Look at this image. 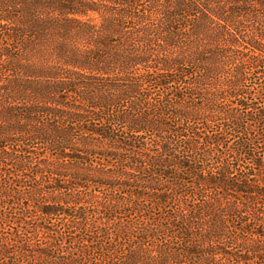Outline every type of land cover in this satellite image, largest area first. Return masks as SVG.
Segmentation results:
<instances>
[{"label": "trees", "instance_id": "16d2710c", "mask_svg": "<svg viewBox=\"0 0 264 264\" xmlns=\"http://www.w3.org/2000/svg\"><path fill=\"white\" fill-rule=\"evenodd\" d=\"M139 1L0 0V164L10 159L5 175L16 178L32 163L25 142L46 144L49 170L27 180L43 170L56 181L39 210L49 215V242L66 237L75 248L44 252L49 260L38 264H264V0H147L143 9ZM248 79L258 80L254 92ZM147 82L176 90L156 103ZM195 119L213 132H195ZM93 135L111 143L93 144L105 162L87 165L76 146ZM197 150L208 165L196 164ZM3 184L0 193L16 200L36 189ZM132 196L154 211L115 228L112 212ZM21 215L5 220L25 225ZM26 236H0L10 261L0 264H20ZM116 240L128 248L109 249Z\"/></svg>", "mask_w": 264, "mask_h": 264}, {"label": "rangeland", "instance_id": "374dc122", "mask_svg": "<svg viewBox=\"0 0 264 264\" xmlns=\"http://www.w3.org/2000/svg\"><path fill=\"white\" fill-rule=\"evenodd\" d=\"M139 4H141L139 7L140 9H143L145 7V4H147V0H140L138 2ZM256 81L258 80H253V79H248L247 80V88L248 90H250L251 92H254L256 89L257 84ZM174 87L176 85H173ZM174 87H160L159 85H157L154 82H147V83H143V92L144 95L149 96L150 98L153 99L154 102H161V101H165L168 96H170V93L175 91L176 88ZM177 87H180L181 90L183 92V94H186L187 98L188 96H191V94L189 93V89L185 88L184 84L182 85H177ZM212 86H209V88H206V91L211 90ZM199 101V99H197ZM152 101V102H153ZM195 114L197 117H202V114H206L204 113L202 110H196ZM180 120V121H179ZM176 121L182 122L181 119H177ZM193 126V129L195 130V132H198L199 134H210L213 131H211L213 129V127H209L208 124H202L201 120L195 119L194 123L191 124V127ZM115 129H117L116 134H118V136H120L121 138L124 136L127 139H129L131 137L130 132L127 130L126 128H122L120 126V124H116L114 126ZM75 133H79L77 128H75ZM123 130V131H121ZM115 131V130H114ZM190 131V129L188 130ZM163 134V133H162ZM146 136V145L149 148L148 151H146L147 153L150 154H154V152H156L157 150V145L154 144V140L155 137L152 136L151 134H145ZM118 137V138H120ZM181 136H174L175 139H180ZM88 141V145L86 147H78L76 146L80 151L79 155L85 157V162L90 163V164H94V162L96 163H100V162H105L104 160H102V157L99 154V150H101L99 147L97 148V150H95L98 153L94 152V148L96 149L95 146H93V144H103L106 145L107 143H111V141H107V140H101L100 138H96V135L91 136L90 140ZM25 150H31L32 153H30V156L33 157L32 159V163L30 165V168L25 169V170H18L15 173V177L17 178V180L19 181H24L25 182V188L24 186L19 187V182L15 181L16 178L13 177H6V170H11V161L10 159H8L7 161H5V163L0 164V184H2V186L4 185L3 183H5V181L9 182V185H11L12 187H14V189H19V190H23L26 189L29 185L35 186L36 189L33 191V197H26L23 196L21 198V196H19L16 200L15 197L12 196H3V193H0V236H5V235H12V234H21L23 235V233H25L28 237L27 242H25L24 245V249H22V257H24V255L26 254L27 256H25L23 259H21L20 264H38L40 263L41 260H44V258H46V260H49V258H47L44 252H54L56 253L59 249V255H64L63 253L65 252V250H74L75 248L72 247V244H69L68 238L66 239V237H64L63 239L60 238V240H54L51 239L49 242V231H51V229L49 230V215H43L41 213V211L39 210L41 208V206H46L49 208V198L51 197V195H49V188L51 186L55 185V180L53 179V181H50V176H49V172L47 174H45V171L42 170V175L37 177V178H33L31 180H27V176L31 174V172H34L35 170H41L42 166L44 165L45 169L49 170V167L47 166V164H49V148H46V144L44 142H40V141H27L25 142ZM19 144V145H18ZM16 145H13L14 148L16 149H21L24 146L20 145V143H18ZM12 147V145H10ZM218 149H220L221 152H223L224 150V146H218ZM48 150V151H47ZM183 151L179 150L180 155L181 154H187L186 149H182ZM18 152V151H17ZM68 152H71V150H69ZM189 154V153H188ZM196 160V164H197V160H203L202 161V165H208V163L210 162L209 159H207V157L204 155L203 156V151L201 150H197L196 152L193 151L191 153ZM206 158V159H204ZM150 160H147L145 163H148ZM199 163V162H198ZM46 164V165H45ZM98 164H96L98 166ZM113 164H115V161L113 160ZM100 166V165H99ZM59 172H65V169H60ZM135 176H141V177H145L147 178L146 174H137L135 172L134 174ZM186 178L188 180L191 181V179H193L194 176L191 175H185ZM59 178L58 182L59 184H61L62 186H69L70 182L68 180H66L62 177H56ZM4 181V182H3ZM15 181V182H14ZM69 184V185H68ZM164 188V187H163ZM95 189H98L97 187H95ZM78 191H83L82 187H79L77 189ZM4 190H1L0 192H3ZM56 191H54V194L58 195V192L55 193ZM96 193L100 194V190L98 189V191H95ZM115 196H120V192L119 191H115L114 192ZM127 199L130 201V206L128 205H124L123 207L120 208H115L114 211L112 212V220L115 224V228L116 225H119V221L121 222H125V221H129V220H134V221H141V219H145L146 217H149V214H151V211L153 212L154 209L149 207V202L147 201V199H135V197H127ZM139 202L142 207L138 212H132V211H125V210H129L132 209L131 208V202ZM72 206V205H70ZM68 207V206H65ZM125 208V210H124ZM69 209V208H67ZM15 210V211H14ZM19 210L23 213V215H21L22 220L25 221V225L23 224H17L16 226L13 225L11 222L5 220L7 219V217L11 216L14 214V212H19ZM148 210L147 213H145L144 211ZM150 210V213H149ZM10 212V213H9ZM151 216V215H150ZM53 217V216H52ZM55 217V216H54ZM150 218V217H149ZM26 224H28V226L31 227L27 229L26 232H24L25 228H26ZM37 224V226L39 225V227H37L36 229H32L33 226H35ZM50 224L53 225V228H58L60 227L59 222L55 221V219L51 218L50 219ZM113 224V225H114ZM44 227V228H43ZM120 227V226H119ZM28 230H30L28 232ZM32 230V231H31ZM72 231L74 229H71ZM114 230V228H113ZM114 232L116 233V231L114 230ZM131 232V231H130ZM161 240V239H160ZM163 240V239H162ZM119 241H115L112 244L109 245V249H116L118 253L125 251V249H127V246H124V248L121 249L122 244L119 243ZM123 243H126V240L122 241ZM51 244H55L56 247H52L50 248ZM59 246V247H58ZM60 250H62L63 252H60ZM72 250V252H73ZM51 252V253H52ZM124 253L119 254L116 258H114L115 261L120 260V256H123ZM117 259V260H116ZM0 263H4L7 262V258L3 259L2 257H0ZM10 262V261H8Z\"/></svg>", "mask_w": 264, "mask_h": 264}]
</instances>
